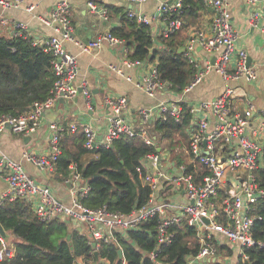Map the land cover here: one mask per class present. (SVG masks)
Masks as SVG:
<instances>
[{"label": "built area", "instance_id": "obj_1", "mask_svg": "<svg viewBox=\"0 0 264 264\" xmlns=\"http://www.w3.org/2000/svg\"><path fill=\"white\" fill-rule=\"evenodd\" d=\"M124 1L140 5L149 0ZM183 1L175 0L170 5L160 3L156 12L150 16L132 11H128L126 15L136 23L147 26L158 18L162 19L164 28L160 38L166 39L183 25ZM24 2L25 0H0V36L29 40L31 46L48 54L51 58L54 83L45 100L34 102L27 113L2 116L0 135L6 130L23 136L33 133L41 124L46 112L58 100H71L79 93L91 109L89 82L86 79H77V56L66 51V42L76 45L81 53L88 54L100 49L104 42L112 47L120 46L125 54L121 66L109 65L108 71L133 82L134 86L149 98H154L157 92L170 89L168 83L159 79L155 64L147 65L150 63L148 60H133L127 57L128 50L124 41L110 33L98 35L86 44L78 42L73 36L70 17L72 0H56L48 14L38 16L40 25L50 28L53 34L33 38L27 32V24L11 21L6 16L10 10L22 8ZM202 2L212 10L210 28L208 32L195 30L184 43V58L195 71L182 96L160 101L153 108L137 109L140 118L138 124L132 123L127 114L126 96L107 97L105 104L109 110L108 124L101 138L90 124H70L65 128L50 123L48 127L52 136L49 152L43 155L26 152L22 155L25 161L36 168L53 173L61 155V139L65 134H81L83 148L87 151L110 148L113 142L120 138H137L146 146L156 149L146 154L137 168L142 184L150 190L146 204L129 214L110 211L106 206L97 209L84 206L80 198L87 196L91 188L76 172L74 166H71L70 176L65 181L70 189L69 200L64 202L52 193L49 186L35 182L20 162L1 154L0 168L6 188L0 196V207L5 202L26 201L39 222H66L77 232L87 234L94 243V252H97L101 244L113 243L119 247L117 235L135 230L140 224L154 217H158V220L155 226V249L149 253L152 260H155V256L160 254L163 248L171 245L175 238L172 227L180 223L195 228L200 244L198 255L194 259L187 258L183 264H192L195 260L200 263L203 258L215 259L218 247L223 243L236 246L242 262L248 259L244 249L257 247L264 250V240H256L252 232L254 223L260 220L258 203L264 196V190L259 186L256 177L264 154V110L260 112V122L251 127L253 107L248 104L247 108L239 110L233 105L235 88L232 87H227L213 100L201 101L197 106L188 108L193 117L192 125L195 124V127L191 128L187 145L183 147L184 150L182 148L187 163L179 166L178 176H169L164 170V163L170 161L169 147L164 144L158 146L156 135L148 127L153 121H164L168 117L180 124L183 119V95L200 84L209 72L219 74L223 81L229 83L241 80L250 82L256 79L255 70L247 66V53L236 47L237 34L232 27L228 0ZM243 2L251 10L250 25L259 26L262 19L261 30L264 32V12L257 7L259 0ZM86 6L90 12L106 17L107 10L94 0H88ZM36 7V4L32 3L26 5L24 10L32 13ZM196 48L208 55L204 65H200L195 57ZM141 66L147 67L146 73L137 81H133L124 73L125 69ZM197 113L210 114L214 122L210 125L205 117L194 118ZM181 189L186 196L185 203L168 201L172 194ZM6 250L8 249L0 238V261L6 255Z\"/></svg>", "mask_w": 264, "mask_h": 264}, {"label": "trees", "instance_id": "obj_2", "mask_svg": "<svg viewBox=\"0 0 264 264\" xmlns=\"http://www.w3.org/2000/svg\"><path fill=\"white\" fill-rule=\"evenodd\" d=\"M205 8L202 0H184L182 16L186 23L194 24L199 12ZM109 10L119 17V26L112 28L110 34L124 41L131 50L127 54L130 59L147 60L150 48L154 47L150 27L136 23L121 8L109 7ZM188 24H183L166 39L159 37L161 45L154 47L149 61L155 64L159 79L168 83L170 90L177 94L189 86L195 71L179 52L187 39L185 29ZM53 83L48 54L31 46L29 40L0 36V118L27 113L34 102L45 100ZM181 108L183 119L180 124L170 117L151 123L156 137L172 141L175 134L183 133L191 114L182 102ZM76 140V153L61 149L56 173L64 181L70 176L71 166L75 167L91 188L87 196L80 198L84 206L92 209L106 206L110 211L129 214L146 204L150 190L142 184L137 168L141 159L156 151L155 148L146 146L137 138H120L113 142L112 148L87 151L83 148L82 136H77ZM86 156L90 158L82 162ZM256 177L264 190V154ZM258 215L260 220L254 223L252 232L256 240H264V196L258 203ZM157 220L158 217L151 218L137 229L117 235L121 259L117 255L119 247L113 243L101 244L96 259L87 234L71 229L66 222H39L26 201L5 202L0 207V225L14 239L6 245L9 254L4 255L0 264H78V258L81 264H183L187 258L194 259L198 255L200 244L195 228L180 223L172 227L175 238L171 245L163 248L152 260L149 253L155 249ZM223 249V246L218 247V253ZM227 252L232 255V251ZM244 254L248 259L242 262L238 256V264H264V250L251 247L244 249Z\"/></svg>", "mask_w": 264, "mask_h": 264}, {"label": "crops", "instance_id": "obj_3", "mask_svg": "<svg viewBox=\"0 0 264 264\" xmlns=\"http://www.w3.org/2000/svg\"><path fill=\"white\" fill-rule=\"evenodd\" d=\"M56 0H25L24 5L20 9H12L6 13L11 21H20L27 24V32L33 37L49 36L53 34L50 28H45L37 20L38 16H44L49 13V10L54 6ZM88 0H72L70 17L73 24L74 38L83 44L95 39L98 35L110 33L111 29L119 26V17L111 11L109 7L121 8L125 13L132 11L134 13L144 14L150 16L156 12L160 3L172 4L175 0H149L144 4H131L124 0H94L99 6L107 10L106 17L99 16V14L90 12L86 6ZM36 4L35 10L28 13L24 7L29 4ZM206 6V5H205ZM228 7L231 15V22L233 30L237 34L236 47L242 49L247 53L249 63L247 66L254 69L256 79L250 82L241 80L239 82H225L221 76L215 72H209L203 81L193 87L189 92L183 95V101L187 108L197 106L201 101H209L217 98L227 87L235 88L234 98H232L233 105L239 110L247 108L248 104L253 107V116L250 120L251 127H255L260 122V112L264 110V32L261 27L263 21L261 19L259 26H251L249 18L251 10L247 7L243 0H228ZM261 12H264V0H259L257 6ZM183 17V16H182ZM184 25L186 19L183 17ZM212 17V10L206 6L205 10L199 12V17L194 24L189 25L185 29V36L188 38L195 30H203L208 32L210 28V20ZM150 27L154 47L158 48L161 45L159 39L160 33L164 28V22L158 18L148 25ZM183 26V25H182ZM6 33V32H5ZM187 39H185L184 43ZM65 49L72 55L77 56L78 78L79 80L86 79L89 82V89L91 92L90 104L91 109L88 108L85 98L81 93L77 94L71 100H58L53 107H51L38 126V128L29 135H17L6 130L0 135V156L1 154L11 158L16 162H20L27 172L38 184H45L50 187L52 193L60 200L68 202L70 186L64 180L59 179V175L55 172L47 173L40 170L32 164L25 161L22 155L26 152L36 155H43L49 152V141L52 132L48 125L56 123L58 126L68 127L70 124L87 125L90 124L98 133V137L104 134L105 128L108 124L107 117L109 110L105 104V98L126 96L128 102L127 114L130 116L132 123L138 124L140 118L137 114L139 108H153L160 101L177 99L182 96H173L174 92L170 89L166 91L157 92L154 98H149L141 90L137 89L133 82H128L124 77H121L114 72L108 71V66H121V61L125 57L123 48L120 46L112 47L107 42H104L100 49L91 54L81 53L80 49L71 42L64 44ZM127 48V46H126ZM128 53L131 51L127 48ZM182 50V49H181ZM183 53V52H182ZM128 57V56H127ZM195 57L204 65L208 55L201 49H195ZM153 65L149 63L147 65ZM146 66L136 67L132 69H125L124 73L133 81L139 80L143 74L146 73ZM207 118L209 124L214 122L213 117L206 113H197L194 118ZM192 115L190 122L185 126L183 132L185 133V140L187 145L188 134L195 127L192 125ZM150 131H153L152 125L148 126ZM177 133L174 135H179ZM77 136L79 133L65 134L61 139V149L75 152L78 147ZM158 146L164 144L169 147L168 156L170 155L169 163H164V170L169 176L179 175V166L186 164L187 159L182 152V146L177 141L169 140L167 138H157ZM184 150V148H183ZM90 157H83L81 160L85 162ZM171 190H172V186ZM6 188V182L3 178V173L0 168V196ZM168 201L178 204L185 203L186 196L181 189L178 193L172 194ZM73 229V226H71ZM74 230V229H73ZM13 236L8 235V242L11 244ZM224 249L218 253L217 257L203 258L200 264H237L238 248L234 245L223 243ZM219 246V247H220ZM232 251V255H227L226 251ZM77 263L81 264V259H77Z\"/></svg>", "mask_w": 264, "mask_h": 264}, {"label": "water", "instance_id": "obj_4", "mask_svg": "<svg viewBox=\"0 0 264 264\" xmlns=\"http://www.w3.org/2000/svg\"><path fill=\"white\" fill-rule=\"evenodd\" d=\"M128 43H131V42H128ZM153 49H154V47L150 48V50H149V55H148V58H147L148 61L151 60V56H152V53H153ZM179 52L181 53L182 50H179ZM212 62H213V58H212ZM247 63H249V59H247ZM110 148H112V146H110ZM204 221L207 222L206 220H204ZM8 235L9 234L0 225V238L7 245L10 243V242H8ZM67 239H69V236H67ZM92 247H94V243H92ZM6 254H8V250H6ZM93 254H94V257L97 259V253L94 252ZM117 255H118V259H121L122 258V250L121 249H118L117 250ZM194 263L195 264H198L199 261L198 260H195Z\"/></svg>", "mask_w": 264, "mask_h": 264}, {"label": "rangeland", "instance_id": "obj_5", "mask_svg": "<svg viewBox=\"0 0 264 264\" xmlns=\"http://www.w3.org/2000/svg\"><path fill=\"white\" fill-rule=\"evenodd\" d=\"M173 96H178V94L177 93H174L173 94ZM184 132L183 133H180L179 135H176L175 136V138H173L172 140H174V141H177L178 143H179V145H183L184 144V146H182V147H185V144H186V140H185V136H184ZM157 138H161V137H157ZM7 244H5V246H6ZM229 253L227 252V255H228ZM221 264H224L222 261L220 262Z\"/></svg>", "mask_w": 264, "mask_h": 264}]
</instances>
